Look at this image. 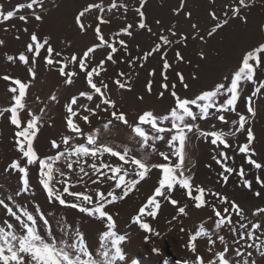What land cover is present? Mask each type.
Wrapping results in <instances>:
<instances>
[{"label": "rangeland", "instance_id": "374dc122", "mask_svg": "<svg viewBox=\"0 0 264 264\" xmlns=\"http://www.w3.org/2000/svg\"><path fill=\"white\" fill-rule=\"evenodd\" d=\"M30 2L31 0H0L5 11H16L17 5H26ZM113 3L117 7L113 8ZM91 4H96L99 7L92 8L85 14L82 22L86 25V29L81 30L75 18L80 11ZM141 4H143L142 8ZM237 6L238 0H42V6L36 4L32 9L25 7L16 11L14 18L0 22V40L4 41L0 45V109L10 107L15 103L14 94L9 90L11 87L18 88L13 83L15 79L27 83L29 87L26 89L24 98L25 108L20 111V118L26 122L30 118L29 113L41 117L39 132L34 140V148L41 157L55 156L57 150L51 146L53 140L59 143L63 137L73 136L70 144H86L85 138L75 136L67 127L66 121L69 115L67 105L75 96L77 104L73 105V108L78 111V116L74 118V121L79 124L85 136L90 133L96 134L98 143L117 146L119 150H122L123 146H127L130 149V155L143 157L145 152L141 150L138 143L139 138L134 136L130 128L115 121L113 125L105 128V124L111 118L109 112L97 110V115L93 116L85 111V106L95 108V105L100 101L98 95H94L91 101L80 96L82 91L91 92L92 90L86 83L84 73L78 67H73L71 63H68L66 72L76 71L79 73L78 76L73 77L74 83L68 85L65 83L66 77L59 72V67L62 65L56 63L51 66L47 65L43 58L47 55L45 49H41L40 56L35 57L32 62V54L26 52L27 45L31 43L32 34L35 33L40 42L47 38L54 50L52 58L64 61L65 58L70 60L73 54L80 57L89 47L99 43L94 30L99 23L100 16L110 21L101 24L100 27L105 40L118 49L113 54V60L116 62L112 63L107 60L111 49L104 46L89 54L91 61L89 67L98 65L101 60L105 61L103 67L106 71H100L99 76L94 75V81L98 86L100 81L108 85L107 89L102 90L116 101L117 108L125 112L129 122L134 124L138 115L145 111H152L161 116L169 114L170 110L175 107V100L171 95V85L173 84L175 91L182 98H195L203 91L212 90L219 83H225L226 86L230 83L233 74L241 67L244 55L264 44V0H254L248 8L241 9L240 16L234 17L232 9ZM138 10L143 11V17H140ZM34 13L40 15L42 19L36 20ZM211 13H215L218 19H213ZM225 13L228 15L225 16ZM20 15L26 16L27 20H20ZM241 17H245L246 20ZM141 19L146 25L143 29L139 27ZM223 19H228V23L212 36H208V32L212 30L218 20ZM129 24L132 25L129 29L132 33L130 36L121 31ZM149 28L151 31L148 30ZM161 36L167 37L171 43L163 44ZM17 37L19 38L17 39ZM121 40L125 42L126 50L119 43ZM157 45H160L159 51H153ZM22 52L29 55V65L18 60V56ZM57 52L61 55L56 56ZM177 52L183 59L177 57ZM146 53H151V55L144 59ZM259 55V66H256L255 60L250 61L256 68L255 83L243 82L241 84L242 91H240L236 104L237 112L225 113L229 123H223L215 117L207 120L197 119L193 123L199 125V130L194 128L192 132L188 133L185 175L192 177L194 186H203L208 190V194L205 196L208 204L197 209L194 206V201L187 196L186 190L179 186L171 193V198L179 202L177 205L174 206L162 197H158L161 200V208L157 217L153 219L145 216L143 219L159 235L152 234L146 240L145 237L148 234L138 225L132 223V217L138 213L139 208L146 203L155 188L159 186L161 170L154 168L126 199L109 205L105 209L116 220L118 233L127 236L122 245L126 260L119 264H131L132 260H137L139 264H192L198 255L207 264L208 261L217 260V253L224 250V245L218 239L219 235H224L227 241L226 258L255 260L256 264H264V256H261L255 247H247L249 243L258 244L259 239L255 241L240 240L239 236L241 222L247 224L260 222L264 225V217L253 215L257 208L264 207V186L256 182V177L264 180V167L256 169L247 162L245 154L238 151L239 146L247 142L246 131L226 137L231 145L227 149L223 145L219 148L212 145V137L205 138L200 135L201 130L234 131L231 121L239 119L237 113L243 114L248 118L245 128L250 126L255 137L251 144V148L255 150L253 159L264 165V89L252 97V105L256 110L255 117L247 112L249 106L247 98L252 95L260 82H264V53ZM8 56L17 59L9 61ZM165 59L170 65L166 72L163 68ZM30 66L35 72L34 78L29 72ZM153 70L155 74L151 75ZM120 73H124V75L120 76ZM177 73L184 76V82L188 84L187 89L181 84ZM165 75L167 76L166 81ZM4 76L10 77V79L5 80ZM225 77L228 79L225 80ZM117 79L130 85V90L127 87L119 88L115 84ZM149 81H152L151 92L147 90ZM164 83L169 85L168 89L161 86ZM161 92L164 93L163 97L160 96ZM53 95L56 96L55 101L51 99ZM225 98L220 97V102ZM103 107L104 105H101V108ZM193 110L198 111L195 108ZM9 115V113H5V117ZM84 115H89L90 123H85L80 119ZM162 126L171 127V122L165 121ZM145 128L152 134V130L148 126ZM16 131L17 129L9 119L0 118V198L6 199L21 187V174L8 170L13 159H20L22 164L25 162L15 146ZM170 135L171 133L166 134V138H170ZM155 144L157 152L148 150L150 153L147 157L148 163H165L163 157L158 153L161 151L170 152L167 143L160 140ZM60 150H64L63 144H61ZM221 151L226 152L230 157L225 163L236 169L232 174L225 173L229 175L227 183H224L221 176L224 171L222 165L213 159L214 156L220 159ZM84 159H87L88 163L83 166L90 174L91 169L88 165L93 162L99 164L103 161L111 165L122 164L117 158L108 154L98 157L95 161L91 157ZM172 162H176V157H172ZM56 167L69 173L74 185L70 189L71 191L85 192L93 195L95 199V190L99 189L107 193L114 189L115 182L107 179H104L102 183L93 184L91 179L85 176L84 182L77 183L78 177L82 174L79 173L76 165L69 172L63 158L57 162ZM124 167L131 168L132 166L124 165ZM241 167L245 171L244 179L252 181L250 189L243 186V180L238 174ZM38 173V165L29 166L31 191L16 196L15 201L6 199V203H9L18 212L20 205L30 211L38 206L50 218L54 234L57 236L61 234V229L66 227L65 223H57V221L66 219L67 224L75 225L83 231L90 249L98 251V237L106 230L105 222L90 218L77 209L61 206L58 202H49L39 183ZM91 178L96 179V176L93 175ZM59 179L62 177L57 174L56 180ZM56 186L62 191L63 185L57 184ZM256 191L261 193L260 197L254 195ZM116 192L120 194V190L117 189ZM213 192L226 196L229 201H235L245 210L246 219L243 221L233 214V222L237 227L235 234L227 228L215 229L217 218L211 205H215L221 212L226 206L230 208V205L220 203L219 199L211 194ZM193 195H196L195 191H193ZM65 199L69 202H76L75 198L71 196L65 195ZM184 205H187L186 215L178 212V208ZM34 214L38 216V213L34 212ZM4 221L17 223L0 206V225ZM201 224L210 230L211 238L215 243L210 244L207 238H198L194 242L197 247L196 252L193 253L187 245L190 237ZM38 226L43 229L42 221ZM257 236L264 238L260 236V232H257ZM237 240L240 242L236 243ZM236 248H240L244 253L243 257L235 255ZM153 249H157L159 252L153 251ZM248 252L252 253L251 257L247 255Z\"/></svg>", "mask_w": 264, "mask_h": 264}, {"label": "snow or ice", "instance_id": "6c2138e0", "mask_svg": "<svg viewBox=\"0 0 264 264\" xmlns=\"http://www.w3.org/2000/svg\"><path fill=\"white\" fill-rule=\"evenodd\" d=\"M254 0H238V6L232 9V16H240L242 8H248L250 3ZM40 4L42 6V0H31L30 3L20 4L16 6V11H19L25 7L32 9L33 5ZM99 7L96 4H91L84 8L76 16V23L81 30L86 29V25L82 22V18L88 13L92 8ZM115 8L117 5L112 4ZM143 4H141V8ZM16 11H5L4 6L0 4V22L9 21L14 18ZM139 11V10H138ZM35 15V13H34ZM140 17L144 16L143 11H139ZM190 15V13H189ZM213 19H218L215 13H211ZM228 14L225 13V16ZM20 20L26 21L27 17L24 15L19 16ZM36 20H41L40 15H35ZM99 23L95 28V33L99 43L89 47L85 52L82 53L80 57L73 54L68 60L65 58L62 60H54L52 58L53 48L50 45L47 38H44L42 42L38 40L35 33L31 36V43L26 47V52L32 54V62H34L35 57H39L41 49H45L47 55L44 56V60L47 65L51 66L53 63L62 65L59 67V72L62 76H65V83L71 85L74 83L73 77L78 76L79 73L76 71H68L65 69L68 63H71L73 67H78L85 75L86 83L91 92L82 91L80 96L86 97L89 101L93 99L94 95H98L99 103L95 105V108H88L85 106V111L91 115H97V110L109 112L110 119L105 124V128L113 125V122H119L131 129L135 137L139 138L138 143L140 144L141 150L145 152L143 157H137L135 155H130V149L127 146H123L122 150H119L117 146H113L107 143H98V136L96 134H87L85 136L84 131L80 128L79 124L74 121V118L78 116V111L73 108V105L77 104V97H72L70 103L67 105V112L69 113L67 117V127L69 131L75 136L83 137L86 139V144L73 145L70 142L73 140V136H65L62 138L61 142L56 140L51 141V146L53 149L57 150L55 156H45L41 157L34 148V140L39 132L41 117L34 113H29V119L24 122L20 118V111L25 108L24 98L26 96V89L29 87L27 83L21 82L19 79H15L13 83L18 86L11 87L9 90L14 94L13 100L15 103L10 107L0 109V118H7L10 123L15 126L17 131L15 132V146L19 153L22 154L25 162L22 164L20 159H13L9 166V171H16L21 174V187L16 190L13 195L6 197L8 201H15L16 196L29 193L31 191V184L29 180V166L38 165L39 168V183L41 184L43 190L49 202H58L59 205L77 209L80 213L87 215L90 218L98 219L105 222L106 230L103 231L99 237L98 251H93L90 249L83 231L76 227L75 225L67 224L66 219L63 221H57V223H65L66 227L61 229V234L57 236L54 234L50 218L37 206L33 211L24 208L23 205L19 206V212L14 210L9 203H6L5 198H0V206L6 210V214L13 218L17 223L14 224L9 221H4L0 225V264H119L126 260V255L123 250V243L126 241L127 236L119 234L117 229L116 220L113 215L110 214L105 209L114 203L126 199L130 193L136 190L137 185H139L143 180L146 179L149 172L152 169L161 170V178L158 181L159 186L155 188L154 193L147 199L146 203L143 204L138 213L132 217V223L138 225V227L143 230L146 235L145 239L148 240L150 235H159L158 232H154L151 225L146 222L143 217H151L155 219L161 208V200L158 197H162L164 200L169 201L172 205H177L179 202L176 199L171 198V193L179 186L181 189L186 190L187 196L194 201V206L199 209L208 204L205 196L208 194V190L203 186H194L192 184V177L190 175H185V159L187 156L186 152V142L188 140V133L192 132L193 129L199 130V125L193 123L197 119L207 120L211 117H215L223 123H229L226 119L225 113L227 112H237L236 104L239 99L241 84L245 81L255 83L254 73L256 68L250 61L255 60L256 66L260 64V53H264V44L259 45L252 51H248L242 60V65L238 71L233 74L230 83L226 86L225 83H219L215 85L212 90L203 91L195 98H182L175 91V85H171V95L175 100V107H173L168 115L161 116L152 111H145L138 115L136 123L132 124L129 122L127 114L116 106V101L112 100L105 91L102 89H107L108 85L100 81L98 84L94 81V75L99 76L100 71H106L104 69V60H101L98 65L94 67H89L91 61L89 60V54L94 53L97 48L107 46L111 49L107 56V60L115 63L113 60V54L118 50L113 44L105 40L103 34L101 33V24L109 23L100 16ZM241 19L246 20L245 17ZM228 23V19L218 20L216 25L208 32V36H212L218 29L222 28ZM132 25H127L121 31L127 35L132 33L129 29ZM141 29L145 28L146 25L141 19L139 23ZM193 27H196L193 25ZM151 31V29H148ZM27 31V29H25ZM175 35V33H173ZM19 37H17L18 39ZM163 44L167 45L171 43L167 37H160ZM186 39V38H185ZM203 39V37H201ZM4 43L0 40V45ZM124 46L125 50L127 48L124 41L119 42ZM47 47L45 48V46ZM160 45H157L153 51H159ZM61 53L57 52L56 56H60ZM148 55L151 53H146L144 59H147ZM166 55V54H165ZM179 59H183L180 53H176ZM203 55V54H201ZM9 61L17 59L13 56H8ZM18 60L23 62L25 65L30 64L29 55L24 52L20 53ZM170 67L167 60H164L163 68L165 72ZM29 72L35 77V72L29 67ZM155 72L151 75H154ZM123 76L124 73H120ZM180 82L185 89L188 88V84L184 82V76L177 73ZM195 78V77H193ZM3 79L9 80L10 77L4 76ZM165 81L167 76H164ZM228 78L225 77V80ZM115 84L119 88H128L130 90V85L122 82L120 79L115 80ZM163 88L168 89L169 85L164 83L161 85ZM264 89V82H260L259 86L255 88V91L251 96L247 98L249 106L247 107V112L255 117L256 110L252 105V97L256 96ZM147 90L152 91V81H149L147 85ZM18 93V94H17ZM164 93L161 92L160 96L163 97ZM220 97H226L222 102H220ZM52 100H56V96L51 97ZM143 99V97H140ZM101 105H104L101 108ZM198 111H194L193 109ZM111 109V111H109ZM5 113H9L8 117H5ZM239 119L231 121L234 126V131L223 132V131H200V135L207 138L212 137L211 144L219 148L221 145L225 149L230 148L231 145L228 143L226 137L235 136L238 132L246 131L247 142L239 146L238 151L245 154L247 162L254 166L256 169H261L264 167L261 163L253 159L255 156V150L251 148V144L255 139L252 128L249 126L245 128L248 118L240 113H237ZM85 123H90L89 115H84L80 117ZM165 121L171 122V127L162 126ZM23 125V126H22ZM145 126H148L152 130L150 134ZM214 127V126H213ZM171 133L170 138H166V134ZM163 140L167 143L170 152L161 151L158 154L163 157L165 163H148L147 157L151 152H157L156 141ZM61 144L64 146V150L61 151ZM105 154L115 157L122 164L118 163L116 165H111L101 161L99 164L93 162L89 164L91 169V174L83 166L87 164V159L91 157L95 161L98 157H103ZM220 159L213 157L217 160V163L221 164L224 171L221 173L224 183H227L229 175L236 171L235 168L229 167L225 163L230 157L226 152L221 151L219 153ZM75 157V159H73ZM172 157H176V162H172ZM64 159L66 167L71 172L74 165L78 167L80 174L77 183L84 182V177L88 176L93 184L102 183L104 179L109 181H114V189L105 193L99 189L95 190V199L93 195H89L85 192H75L70 189L73 188V183L71 182V177L69 173L62 171L60 168L56 167V164L61 159ZM124 165H131V168H126ZM107 170V171H105ZM111 173V174H109ZM62 177V179L56 180V175ZM239 176L243 180V186L251 188L252 181L244 179L245 171L241 167L239 170ZM95 175L96 179L91 177ZM256 182L261 186H264V180L260 177H256ZM63 185L61 191L56 185ZM120 190V194H117L116 190ZM193 191L196 195H193ZM213 196L219 199L222 204L230 205L229 207H224L221 212L216 208L215 205H211L212 210L217 218L215 220V229L220 230L227 228L230 232L236 233L237 227L233 222V214L236 215L241 221L245 220L244 215L245 210L241 208L239 204L235 201H229L226 196L220 193L213 192ZM65 195L75 198L76 202H69L65 199ZM256 197H260L261 193L256 191L254 193ZM187 205L180 206L178 212L182 215H186ZM35 213H38V216ZM254 216L264 217V207L257 208L253 213ZM42 221L43 229L38 225ZM240 240H252L255 241L259 239V243H249L248 248L255 247L256 251L264 256V238L257 236V232H260V236L264 237V225L260 222H255L247 224L241 222L239 224ZM183 231V229H181ZM198 238H207L210 244H214L215 241L212 240L210 235V230L206 229L203 224L198 227V230L190 237L189 244L187 247L193 253L196 252V243ZM218 239L222 245H224V250L217 253V260L208 261L207 264H256L255 260L249 261L247 259L241 260H230L227 257L228 246L224 235H219ZM240 241L237 240L236 243ZM211 250V249H210ZM153 251L159 252L157 249ZM235 255L237 257H243L244 253L241 252L240 248L235 249ZM247 255L251 257L252 253L248 252ZM131 264H139L137 260H132ZM192 264H205V261L201 256H197L196 261Z\"/></svg>", "mask_w": 264, "mask_h": 264}]
</instances>
